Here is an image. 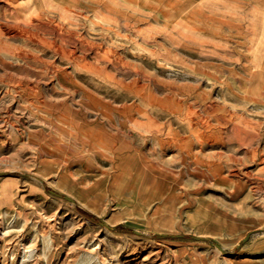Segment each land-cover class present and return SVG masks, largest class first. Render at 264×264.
Returning <instances> with one entry per match:
<instances>
[{
    "label": "rangeland",
    "instance_id": "rangeland-1",
    "mask_svg": "<svg viewBox=\"0 0 264 264\" xmlns=\"http://www.w3.org/2000/svg\"><path fill=\"white\" fill-rule=\"evenodd\" d=\"M242 2L0 0V43L41 58L0 56V264H264V16Z\"/></svg>",
    "mask_w": 264,
    "mask_h": 264
},
{
    "label": "bare ground",
    "instance_id": "bare-ground-1",
    "mask_svg": "<svg viewBox=\"0 0 264 264\" xmlns=\"http://www.w3.org/2000/svg\"><path fill=\"white\" fill-rule=\"evenodd\" d=\"M73 10V9H72ZM69 21V20H67ZM24 22V21H23ZM72 24V23H71ZM74 24V23H73ZM22 35V34H21ZM55 35V34H54ZM53 35V36H54ZM35 42L39 43V46L41 47H49V48H52L57 54L61 55L62 57H65L67 59H71V61H82L85 62L84 65L86 64V66L88 67V70H91L93 73L97 74V75H100L101 73V68L99 67H96L94 65H91L90 63L86 62L85 61V58L83 57H80L78 56L74 50H72V48L70 47H63V46H55L53 45L50 41L48 40H45V39H42V38H39V37H36L34 38ZM100 44V43H99ZM61 45V43H60ZM5 49V50H3ZM102 51V50H101ZM84 54V53H83ZM0 56H6V58L8 59H12V58H16L18 60H21L23 61V63L25 64H30L31 62H37L39 61L41 58H40V55H37V54H32V55H29V53H24V52H16V51H13V47L10 46L9 44H2L0 43ZM43 58V57H42ZM1 59V57H0ZM27 59V60H26ZM25 60V61H24ZM32 60V61H30ZM17 61V60H16ZM113 62V61H112ZM1 63L3 64H11V62H8V61H4L2 60ZM43 63V62H42ZM81 64V63H80ZM30 66V65H29ZM86 67V69H87ZM11 70L10 67L6 68V74H7V77L8 76H11L10 78H12L11 80L14 81L13 79L17 80L16 78H14L11 74V72L9 71ZM9 71V72H8ZM90 72V71H89ZM53 73V72H52ZM18 74V73H17ZM25 74V73H24ZM14 75V73H13ZM27 76V75H26ZM20 83V82H19ZM247 174V173H246Z\"/></svg>",
    "mask_w": 264,
    "mask_h": 264
},
{
    "label": "crops",
    "instance_id": "crops-1",
    "mask_svg": "<svg viewBox=\"0 0 264 264\" xmlns=\"http://www.w3.org/2000/svg\"><path fill=\"white\" fill-rule=\"evenodd\" d=\"M199 1H201V2L202 1L203 2L209 1L210 2L212 0H199ZM240 1H243L242 3L244 5H246V7H244L245 10L250 8L249 10L253 9V10H256L257 11V12H254L253 11V13H257L260 16H264V0H256L257 2H255V4L254 3H251V0H240ZM247 2H249V3H247ZM244 5H242V7ZM172 112L175 113L176 111L174 110Z\"/></svg>",
    "mask_w": 264,
    "mask_h": 264
},
{
    "label": "water",
    "instance_id": "water-1",
    "mask_svg": "<svg viewBox=\"0 0 264 264\" xmlns=\"http://www.w3.org/2000/svg\"><path fill=\"white\" fill-rule=\"evenodd\" d=\"M1 174V173H0ZM68 200H71L72 201V199L71 198H69V197H66ZM249 237V235H247L246 236V238H245V240L247 239Z\"/></svg>",
    "mask_w": 264,
    "mask_h": 264
}]
</instances>
